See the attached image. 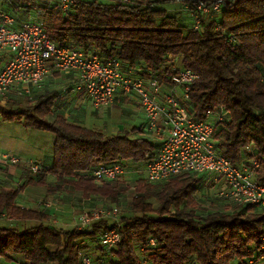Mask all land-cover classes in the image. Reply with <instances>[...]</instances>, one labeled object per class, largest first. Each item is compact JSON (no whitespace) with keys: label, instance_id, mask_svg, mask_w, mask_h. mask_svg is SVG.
Returning a JSON list of instances; mask_svg holds the SVG:
<instances>
[{"label":"trees","instance_id":"obj_1","mask_svg":"<svg viewBox=\"0 0 264 264\" xmlns=\"http://www.w3.org/2000/svg\"><path fill=\"white\" fill-rule=\"evenodd\" d=\"M179 5L174 0H149L145 5L77 0L66 16L42 5L38 19L57 48L71 43L100 61L116 59L147 70L160 83H167V77L180 69L196 73L188 112L201 120L207 108L224 106L228 119L213 130L215 148L234 166L255 159L258 168L252 179L264 184V0H223L215 19L202 20L200 32L187 29L175 11ZM168 55L174 59L168 60ZM26 100L25 105L12 98L0 102V118L53 136L52 165L35 174V180L27 169L26 182L44 184L49 173L56 184L46 188L48 193L65 188L104 201L106 206L122 205L128 214L119 212L120 242L105 256L95 234L106 229V223L94 224L91 231L50 226L44 210L16 205L22 185L0 191V214L8 221L32 222L20 226L0 222L1 260L79 264L78 254L88 253L94 243L100 256H105L104 264H243L250 255L247 248L261 244L264 210L243 205L229 212L195 213L193 195L199 177L182 174L164 184L138 179L129 198V185L121 179L95 184L83 177L81 173L98 164L136 168L157 144L125 131L107 135L62 117L49 119L56 104L54 94H36ZM148 239L154 246H147Z\"/></svg>","mask_w":264,"mask_h":264},{"label":"built area","instance_id":"obj_2","mask_svg":"<svg viewBox=\"0 0 264 264\" xmlns=\"http://www.w3.org/2000/svg\"><path fill=\"white\" fill-rule=\"evenodd\" d=\"M12 5L11 0H3ZM48 8L53 7L64 16L71 13L77 0H43ZM116 4L145 5L149 0H105ZM180 5L175 11L181 14L187 29L200 32L202 20L215 19L223 0H174ZM34 17L16 21L6 12H0V53L8 58L0 69V102H4L14 90L17 96H29L43 79L52 72L72 74L74 89L81 91L92 109L111 106L123 97L137 105L143 114L144 124L140 137L153 139L157 144L154 153L140 166L127 170L119 163L98 164L81 173L95 184L114 181L124 174L140 177L145 183H164L182 174L206 175L211 182L219 181L216 197L231 207L249 205L264 210V184L253 181L258 168L255 159L247 164L232 165L215 148L212 138L217 124L228 119V111L222 105L207 108L201 120L188 112L189 90L198 79L193 71L184 68L167 77V83L158 82L149 71L130 66L116 59L100 61L93 53L83 54L71 43L57 48L46 36L42 22ZM218 25L216 28L218 29ZM168 60L174 56L168 55ZM23 165L32 175L44 168L34 161H22L18 157L0 153V168ZM134 178V180H135ZM136 181V180H135ZM129 189H134V182ZM49 204H40L44 210ZM8 219L0 214V221ZM99 222L107 224L95 234V243L105 256L119 242L121 221L116 205L84 209L74 214L70 228L91 231ZM56 227L55 221H49ZM258 247H249L250 252L243 264H264V232ZM147 246H154L148 239ZM110 255V254H109ZM79 264H104V257L93 260L90 253L80 252Z\"/></svg>","mask_w":264,"mask_h":264},{"label":"crops","instance_id":"obj_3","mask_svg":"<svg viewBox=\"0 0 264 264\" xmlns=\"http://www.w3.org/2000/svg\"><path fill=\"white\" fill-rule=\"evenodd\" d=\"M11 2L12 5H7L3 0H0V12H6L14 19L15 23L12 24V28H16V21L32 18L35 16L38 8L46 5V2L43 0H11ZM7 58V54L0 53V69ZM74 83L75 80L72 74L65 75L52 72L43 79L40 86L32 91L30 95L51 93L56 96V104L50 109L49 119L54 116L62 117L73 122L75 125L107 135H114L120 131H125L130 137L139 136V131L133 129L141 128L144 124L142 111L143 122L137 127H132L127 131L126 129L118 128L115 131L112 130L110 133L104 132L101 128L96 127L93 123L95 121H91L90 117L96 118L102 112L106 117H112L118 113L117 110H121L120 113L126 114L125 106L128 100L121 97L111 106L97 109L91 108L87 112L84 105H89V103L81 91L74 89ZM8 98L18 100V96L14 90L9 93ZM104 126L102 125L101 127L104 128ZM52 142L53 136L47 131L29 129L24 127L20 121H3L0 118V153L14 155L22 161L31 160L44 168H49L52 165ZM27 176V168L23 165L0 168V191L13 190L22 185V189L15 199L16 205L24 209H36L40 204H49L44 209L48 214V221H56L60 226L70 227L69 224L72 216L85 207L86 209H91L100 207V203L102 205L106 204V202L98 201L95 198H84L80 193L71 192L65 188L54 193H48L46 188L53 187L56 184V178L52 174L46 173L44 184L41 185L26 182ZM29 176L32 180H35L34 175L29 174ZM10 222L15 225L17 223V221L12 220ZM19 223L20 225H26L32 222L20 221ZM20 261V259H15L14 262L19 264ZM1 262L2 260L0 259V264Z\"/></svg>","mask_w":264,"mask_h":264},{"label":"rangeland","instance_id":"obj_4","mask_svg":"<svg viewBox=\"0 0 264 264\" xmlns=\"http://www.w3.org/2000/svg\"><path fill=\"white\" fill-rule=\"evenodd\" d=\"M30 96L31 95L18 96V102L22 103L23 105L28 104L26 99L30 98ZM84 106L87 112L91 110V107L89 105H84ZM125 108H126V114H122L120 113L121 110L120 111L117 110L118 113H116L112 117H106L103 112L100 113L99 116L96 118L90 117V116L89 117L91 121H95L93 123L96 125V127L101 128L104 132H107V133H110L112 130L115 131L118 128L126 129L127 131L131 129L132 127H137L139 124L143 122V118L141 115V109L137 105L128 101V103L126 102ZM102 125H105L104 128L101 127ZM144 138H147L148 140L155 142L151 138H148V137H144ZM134 168L135 167H133L132 169ZM132 169L127 168V170H130V171H132ZM126 173L120 179L123 180L128 185H131L132 181L141 179L140 177L135 178L132 174L130 173L126 174ZM193 176L200 178L199 183L198 182L196 183V186L197 184H199V186H197V189L193 195L194 201L196 203L193 207L195 210V213L203 214V213L215 211V210L228 211V212L232 211V207L230 205L225 204L223 201H221L220 199L216 197V192L219 187V181L211 182L210 178L212 177L208 178V176L203 175V174L193 175ZM131 192L133 191L127 189L126 198H129L131 196L130 194ZM100 204H101L99 205L100 207L101 206L104 207L105 205H107V203L104 205H102V203ZM152 205H153V208H157L156 207L157 204L155 202H153ZM84 209H86V207L83 208V210ZM118 209H120L119 212H121L124 216L128 214L127 211H125V209L122 207V205L118 207ZM0 222H4V224H7V225L13 224L12 222L6 221V220L0 221ZM55 223H56V227L58 228H70V227L60 226L59 224H57L56 221ZM16 225L20 226V223L17 222ZM94 245H95L94 243H91L89 246V250H87V252L90 253L92 258H98L100 256V252L99 250H97L96 247H94ZM1 264H16V263L12 261L2 260Z\"/></svg>","mask_w":264,"mask_h":264}]
</instances>
